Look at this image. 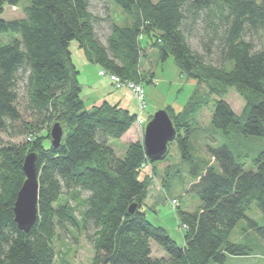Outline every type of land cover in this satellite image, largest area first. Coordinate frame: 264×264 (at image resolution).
<instances>
[{
  "label": "trees",
  "instance_id": "trees-1",
  "mask_svg": "<svg viewBox=\"0 0 264 264\" xmlns=\"http://www.w3.org/2000/svg\"><path fill=\"white\" fill-rule=\"evenodd\" d=\"M113 1L126 22L95 13L91 0H28L25 15L7 18L2 15L6 5L23 0H0V33L20 34L0 45V264H73L56 244L65 230L86 234L93 247L89 264H225L229 256L258 257L264 264V224L248 214L253 203L264 213V147L254 156L253 168L246 169L228 142L208 144L218 167L190 148L203 101L193 94L180 108L164 106L181 153L166 163L163 185L170 188L180 162L187 161L192 179L185 194L200 199L189 210L184 194L180 197L176 212L184 238L177 242L163 225L148 219L144 207L157 159L147 156L143 139L130 141L123 156L108 143L138 120L139 111L108 99L88 107L69 48L76 38L90 61L143 83L148 79L140 65L145 36L163 58L173 57L182 74L219 95L212 114L216 130L226 136L264 137V47L255 48L246 37L264 30V0ZM101 20L108 24L105 40L97 29ZM201 23L204 30L205 25L212 29L202 42L207 52L216 45V62L190 42ZM153 78L151 74L149 80ZM227 87L243 94L240 113L224 97ZM21 96L35 121L23 117ZM55 121L63 127L57 146L50 135ZM15 132L29 137L21 144L5 140L4 133ZM30 151L37 153L39 216L25 231L14 219L13 206ZM148 164L152 172L142 173ZM134 202L137 207L130 212ZM241 219L260 238L245 232V240L232 239ZM152 239L166 256L152 254Z\"/></svg>",
  "mask_w": 264,
  "mask_h": 264
},
{
  "label": "rangeland",
  "instance_id": "rangeland-1",
  "mask_svg": "<svg viewBox=\"0 0 264 264\" xmlns=\"http://www.w3.org/2000/svg\"><path fill=\"white\" fill-rule=\"evenodd\" d=\"M27 2L28 0H23V2L18 5H6L5 10L2 13L3 17L11 18L25 15L23 4ZM90 8L101 16L109 13V15L113 16L117 22L122 23L127 21L125 12L113 0H91ZM203 26V23H201L198 34L191 36L190 42L192 43V47L196 51L204 54L207 60L216 62V59L218 58L216 45L213 46L212 52H207L203 45L202 35L204 34L205 40L210 38V34H207L209 27L205 25L204 30ZM97 29L100 37L105 40L108 31L107 20H101ZM209 30L212 31V29ZM18 36H20V34L13 30L1 32L0 45L12 41L14 37ZM246 37L253 40L255 48L264 47V30L254 34L249 33ZM141 43L145 46V49L144 53L141 55L140 65L144 76L148 77V79L144 78L143 80L147 103L142 112H140V115L145 119V122L150 119V114H153L158 108H161L166 104H172L180 108L186 103L191 95L195 94V96L200 98L203 102L199 110L197 124L194 125V129L190 135L191 152L194 155L211 159V161L219 167L218 162L207 149V145H218L222 142H228L237 157L244 162L245 168H253V158L258 151L264 147V137H244L241 133H239V135L226 136L220 130H216L212 123V114L215 108L216 98L219 97V95L215 92H207L205 87L203 85H198L195 79L182 74L180 69L174 63L173 57L169 55L168 57L163 58L157 48L148 44L147 37H142ZM69 48L71 50L72 59L79 70L78 79L81 83V95L88 107L93 103L103 101L105 98L114 100L116 96L123 95V101L128 102L129 104H136L138 111L139 99L134 92L127 86L114 87L110 77L107 74L103 75L100 73V69H103L100 64L90 61L87 58L83 48L79 45L76 38L70 40ZM151 74H153V80H149ZM20 92L22 93V88H20ZM224 97L237 113L241 112L245 104V98L240 91L234 87H227ZM18 104L22 110L24 118L33 121L36 120L34 114H32L30 109L26 107V103L22 96L20 97ZM143 133L139 131L137 135L141 137ZM3 136L5 140L17 144L23 143L29 137L27 134H19L17 132L13 134L4 133ZM129 142L130 138L127 137V135L123 137L110 136L108 138V143L115 148L116 153L119 156L124 155ZM45 143L49 144L50 141L47 139ZM180 153L181 151L177 143L172 140L167 156L155 161L157 171L152 172L151 166L148 164L147 167H143L142 173L152 172L153 175L147 201L144 206L148 219L154 224L163 225L177 242L182 243L184 229L181 226V222L176 212L177 204L180 202L182 194H184V207L193 210L197 207L200 199L192 193L185 194L184 190L188 187V183L192 179L188 170L187 161L180 162V170L177 176L172 180L170 188L167 189V187L163 185L162 175L165 173L164 170L166 163L180 159ZM83 193H85V191H83ZM174 199H176V201H173ZM71 200L72 203H74V199ZM77 213L79 214V210H77ZM248 214L258 220L260 224H264V213L255 205V203L252 204ZM246 227L248 228V221L246 219L239 220L231 233V238L245 240L247 238V236H243L245 232L250 234V236L256 240L260 238L255 230L247 229ZM73 232L74 234L68 230L61 232L56 244L73 264H89L90 258L93 254L92 244L85 233ZM151 247L154 256L167 255L166 250L153 239L151 240ZM259 260L261 261V258L258 257L229 256L225 264H263V262H260ZM211 264L218 263L211 261Z\"/></svg>",
  "mask_w": 264,
  "mask_h": 264
},
{
  "label": "water",
  "instance_id": "water-1",
  "mask_svg": "<svg viewBox=\"0 0 264 264\" xmlns=\"http://www.w3.org/2000/svg\"><path fill=\"white\" fill-rule=\"evenodd\" d=\"M176 127L168 110L163 106L158 108L144 125L143 144L150 159L162 158L169 148V142L176 137ZM51 141L54 146L59 145L63 136V127L55 121L50 130ZM37 153L28 152L23 161L25 179L20 186L14 202V219L20 229L30 230L39 216V177L36 165ZM137 207L134 202L129 211Z\"/></svg>",
  "mask_w": 264,
  "mask_h": 264
},
{
  "label": "built area",
  "instance_id": "built-area-1",
  "mask_svg": "<svg viewBox=\"0 0 264 264\" xmlns=\"http://www.w3.org/2000/svg\"><path fill=\"white\" fill-rule=\"evenodd\" d=\"M100 73L105 75L107 74L110 79L112 80V83L114 85V87H122V86H127L128 88H130L134 94L136 95V97L139 99V106H138V110H139V116H138V122L141 123H145V119L140 115V112H142V110L144 109V106L146 105L147 101L145 99L146 97V93H145V88L142 82L139 81H135V80H131V79H123L120 75L114 73V72H109L107 70L100 69ZM173 201H176V199H174Z\"/></svg>",
  "mask_w": 264,
  "mask_h": 264
},
{
  "label": "crops",
  "instance_id": "crops-1",
  "mask_svg": "<svg viewBox=\"0 0 264 264\" xmlns=\"http://www.w3.org/2000/svg\"><path fill=\"white\" fill-rule=\"evenodd\" d=\"M105 99H107V98H105ZM109 101H111L113 103H117L118 102L119 104L129 108L132 112H137L136 104L135 105L134 104H129L128 102L123 101V95H118V96H116L114 98V100H109ZM145 123L140 124L138 121H135V123H133V125L121 137L127 135V137L130 138V141L142 140L143 135H141V137H140L137 134H138L139 131L141 133H143V128H144Z\"/></svg>",
  "mask_w": 264,
  "mask_h": 264
}]
</instances>
